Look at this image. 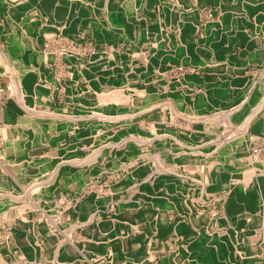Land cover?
Masks as SVG:
<instances>
[{
  "label": "crops",
  "instance_id": "obj_1",
  "mask_svg": "<svg viewBox=\"0 0 264 264\" xmlns=\"http://www.w3.org/2000/svg\"><path fill=\"white\" fill-rule=\"evenodd\" d=\"M42 1L46 6L58 12L71 6L65 0ZM92 1L87 17L66 14L61 18L55 16L54 21L56 23L66 20L77 23L85 22L91 31L88 40L91 38L97 41L96 48L102 52L101 54L104 57L110 54L113 56L116 54L119 57L116 63L121 67L118 69V74L114 76V82L120 87L129 84L126 81V73L131 69L136 71V75L131 79V86L139 88L147 84L148 78L141 71L149 64L148 57H151L152 53L164 52V49L171 50L170 54L168 53L167 64L176 65L179 68L177 70L182 69L183 72L180 76H175V72L171 74L172 77L168 74L165 83L154 85L155 88L144 96H136L129 103H123L117 108L116 114L121 119L126 118L130 121V126L119 122L120 125H116L117 131L125 138L136 135L141 140L142 147L136 144L130 150H125L124 154L127 158L133 160L143 150H147L150 155H160L165 159L174 160L176 154L182 155L191 151L203 152L205 148L211 146L219 133L223 134L226 131L227 135V128L230 125L234 132L240 127L245 128V136L252 141L247 144V152L243 153L242 147H239L242 145L240 141L237 144L232 143L230 148L233 151L232 155L216 157L218 161L216 167L220 169H216L215 175L221 177L222 182L226 181L233 185V191L230 193L232 199L228 203L232 221H236L237 218L234 210H244V213L248 214L251 209L257 213L259 206H254V203L259 199L261 192L256 180L261 176L255 169L254 161L250 160V148L259 138L264 137V0H174L182 5L177 9L178 11H175L189 22L184 28L182 27L181 35L178 37L171 35L168 31L167 34L170 35H166L165 43L162 39L164 34L159 35L160 24L153 25V23L171 24L169 17L168 22L165 19L166 12L167 16L174 15L170 11L173 6L170 4L171 0H126L123 3L124 18L112 28H105L102 24H98L97 20L100 18L96 14L106 5H110V2ZM166 2L167 5H165ZM209 4V7L216 8V14L210 18L207 16L203 18L199 8ZM162 6H165L163 10L160 9ZM206 20L208 22L203 24ZM129 23L132 25L129 26ZM144 23L147 24L144 26ZM197 23L201 28H197ZM50 26L40 19L25 22L21 29L13 27L6 45L1 44L2 49H10L8 52L14 65H11L9 75L0 73V132L13 147L15 140L20 138L22 130L30 132L35 122L41 121V129H44L46 135L51 134L53 137L47 139L46 136V141L30 146L28 154L45 163L49 160L50 154L60 156L58 150L61 148H70V154L76 157L80 149L81 151L93 149L90 144L85 143L83 146L79 143L75 123L79 117H82V112L78 103L76 86L86 72L100 70L110 77L107 74L110 64L107 63L106 58L103 63L95 61L87 63L82 68L75 60L62 57L61 48L71 46L73 36L78 31L71 28L67 34L69 40H62L59 36L52 34L41 35L40 31L45 30L46 27L50 29ZM95 42H92L94 46ZM90 48L91 46L85 52L88 60L91 55ZM37 76L38 79L45 81L44 85L52 89L51 98L46 94L34 96L33 79ZM93 78L95 79V76ZM106 81L109 82L107 77ZM165 84V92L159 93L158 86ZM98 109L105 110V105ZM58 119L60 122L57 121ZM106 127L112 129L113 124L109 122ZM239 148L240 152L237 151ZM114 164L115 157L107 148L98 161L101 169L98 179L87 168L61 169L60 191L52 197L46 195V199L55 200L60 196L67 200L77 198L84 192L83 187L88 180L103 181L111 179L112 174L120 175L125 172L124 170L112 171L110 167ZM215 182L217 186L215 191L224 189L219 187L217 181ZM124 186L126 190H123ZM127 186H130V183L124 179L111 192L112 200L100 197L98 206L105 208L111 201H125L123 198L127 194L129 198L132 197L133 192ZM239 198L243 203L239 201ZM71 201L74 204L77 202L73 199ZM92 203L93 198L89 192L87 201L80 200V209L89 210ZM3 204H7L9 214L15 209L14 205H10L11 202H0V206ZM107 213L101 210L99 214L102 220L100 225L104 227L112 222L111 214L109 217ZM24 214L27 218L33 217L37 224L43 218L40 213L31 212L30 208H26ZM36 215L39 216L38 219ZM72 224L69 222L65 225V229L71 231L68 234L65 230L67 236L70 235L71 240L81 249H88L89 244L92 243L90 246L95 248L93 253L102 256L104 252L97 250L99 247L96 244L97 241L93 240L95 238L84 240L86 230L92 224L84 223L82 228L74 227ZM159 224L162 227L155 234L160 238L157 241L154 240L150 251L157 256L159 264H170V259L175 257L173 248L177 244L174 245V242L168 238V234H171V227ZM49 228L48 225L42 226L43 230ZM166 229H168L167 232ZM81 236H83L82 239H80ZM49 237H52L51 232H48L47 238ZM130 238L134 242L139 240L135 234H131ZM82 240H84L83 243ZM197 243L201 251H207L209 245L214 246L216 250H225L223 239L215 243L201 239ZM60 247L58 240L54 242L52 248L40 247L38 257L41 261L39 262L53 261L56 252L52 250L57 251ZM73 250L77 251L75 247ZM236 256L235 254L231 257L232 262ZM69 257L62 258L61 264H70L73 259ZM10 262L18 263L16 260H10L7 263ZM236 264H239L238 260Z\"/></svg>",
  "mask_w": 264,
  "mask_h": 264
},
{
  "label": "bare ground",
  "instance_id": "obj_2",
  "mask_svg": "<svg viewBox=\"0 0 264 264\" xmlns=\"http://www.w3.org/2000/svg\"><path fill=\"white\" fill-rule=\"evenodd\" d=\"M65 1L69 2L71 6L58 12L57 10H53L46 6L42 0H0V73H10L11 65H14L8 52L10 49L1 48L2 43L6 45L7 38L13 27L16 26L21 29L25 22L40 19L47 26L51 25L50 29L46 27L45 30H41V35L46 36L52 34L54 36H59L62 40H69L67 34L71 28L77 30L78 33L74 34L71 46L69 45L67 48H61L62 50L60 51V54L62 57L75 60L82 68H84L87 63H93L95 61L103 63L107 60V63L110 64V69L107 73L110 77L106 76L100 70H95L93 72L84 73L79 79V83L76 86L79 100L78 103L81 112L83 108H86L85 110L87 112H82V117H79L78 120H76L75 125L78 132L77 134L80 136L82 135V142L84 143L86 140L91 139L92 141H102L103 143L114 144L112 141L110 142V140L114 136L113 134L116 133L115 129L120 125L119 122L127 123L126 125L130 126V121L126 118L121 119L116 113L113 114L111 112L112 109L118 108L123 103H129V101L133 100L136 96H144L155 88L154 85L158 84L156 82L159 80L162 83H165L166 72L170 67L167 64V57L171 50L164 49V52L157 53L156 51L152 53V56L149 58V64L141 71V73L148 78L146 89H132V86L130 85L131 79L129 80L128 77L136 75L134 69H131L132 75L126 78V81L129 84L124 86V89L114 82V76L118 74V69L121 67L116 63V60L119 58L116 54L114 56L113 54H110L108 57H104L100 50H96V52L93 50L88 60L83 53L88 51L89 46L93 49L92 42H95V39L94 41L91 38L88 40V35H90L91 31L85 22L77 23L66 20L64 22L59 21L56 23L54 21L55 16L61 18V16H65L66 14L70 16L78 14L82 18L84 16L87 17V13H89L88 8L91 7L90 3L93 1ZM106 1L110 2V5H106L96 13L100 18V20H97V23L102 24L105 28H112L120 21V19L124 18L123 3L126 0ZM174 2V0H171L170 2L171 5L173 4V6H171L172 8L170 7V11L174 15L177 13L175 15L176 17H174V15H172L174 18H171L172 16H167L166 11H164V13L166 12V16L165 14L164 16L167 22V18H170V26L179 29L183 18H181L180 13L175 10L179 9L181 4L177 3L178 1H176L175 4ZM167 4L168 3L166 2L165 5ZM163 7L165 8V6H162L160 9L163 10ZM130 25L132 24L129 23V26ZM196 26L197 28H201L199 23H197ZM164 32V38H166V35H170L167 34V28ZM28 44L30 43L28 42ZM81 71L82 70H80V72ZM155 71L156 77L153 76ZM93 76H95V79ZM106 77L109 79V82L106 81ZM133 78L134 77H132V79ZM44 84H46L45 81L38 79V76L33 79L32 90L34 96L46 94L51 98L50 93L53 91L48 85ZM81 103L84 104L85 107L80 106ZM102 105H105V110L98 109V107ZM57 121L60 122V119ZM109 122L113 124L112 129L106 127ZM40 125L41 121H37L30 129V132L28 130L26 132L22 130L20 138L15 140L16 142L13 147L5 140L0 132V202H11L10 205H14L15 207L11 214H9V212H7L9 210L7 204L0 206V210L4 215L3 218L7 221L6 227L2 225L3 227L0 226V228L2 230L3 228L9 229H4L6 232L0 239V263L4 264L10 260H16V262H18L17 264H25V259L27 257V254L24 252L25 247H32L33 250L31 252L35 253L38 257L40 247L52 248L54 242L58 240V244H61V247L57 251L55 249L52 250L56 252L55 258L47 264H61L60 260L69 256H71L69 258L73 259L70 264H159L157 262L158 259L156 260L154 254L150 251L151 245L154 240L157 241L160 238L155 232L161 227L159 219L163 217L162 214L165 210L171 212L176 208V210L181 209L180 211L183 213L184 220H182V222H184V224H192L193 229L199 235L204 233L203 229L206 230L207 225H209L211 231L219 232L218 235H225V237H222L224 241L223 248L225 250L212 251L209 248V245L207 251H201L197 240H190L186 237V234H183L178 239L181 247L178 250L173 249V252L176 255L175 258L170 259V264H233L231 257L238 253L241 255V262L239 264H264V251L260 250L263 251V254H261L256 250V246L261 247V245L264 244V178H262L264 175V159L257 158L256 160H252V155L250 156V160L254 161V164L256 165V171L261 176L256 180L261 192L260 197L254 203V206H259L258 210H260L259 212L261 214H255L254 211L250 209L249 215H243L242 211L244 210H234L237 219L236 221H232L231 217L225 218V216L219 215L214 211L212 218L209 219L214 220L215 223L219 222L224 224L221 231H219L216 224L212 226L211 223L213 222H208L206 215L207 212L200 210L198 211L197 217L190 208H187L188 206L190 207L188 204L192 203V201H189L190 197L207 191L202 182L206 185L207 181H214L215 191L217 187L215 181L218 183V179H220L221 184L218 183L220 188L227 190L232 189L233 185L228 184L226 181H223L224 183L222 184V178L215 175L216 163L218 162L216 157L219 155H223L224 157L232 155L233 151L230 149L232 147L231 145L232 143L237 144L239 141L242 143L239 147H242V150H247V144L252 141L249 137L247 138L245 136V128L240 127V129H235L236 132H234L230 125V128H227L228 134H224L225 136L222 139L220 137V139L216 141L217 147H207L204 149L205 153L192 151L182 155L180 154L174 160L163 159L160 155H157L154 158L146 156L139 162L137 170L132 174L133 179L137 181L136 183L142 182L141 191L138 192V195H136L137 197H134L131 202L119 203L113 206H110L109 204L108 209H117V214H113L110 210L98 206V199H100L103 193L101 189L98 191V196L91 204V209L85 210V212L80 208H72L71 206L63 208L62 204H58L54 199L50 198L48 199L49 201L46 199V195L47 197H52L53 194H57L58 190H60L59 185L61 183L59 182L61 169L79 170L90 168L91 174H100L101 169L95 157L90 160L86 159V161L81 159L80 161L77 158L81 151H78L77 157L72 156L70 154V148L67 149L66 154L64 153L65 156L55 157L50 154L48 156L49 160L46 161L47 163L40 162L37 157L30 156L28 154L30 146L39 145L44 140L46 141V136L47 139L53 137L51 134L46 135L43 131L44 129H41ZM89 126H91L90 128L92 129H90ZM100 134L102 135L98 137ZM91 136H93V138H91ZM104 138L105 140H103ZM133 138L135 141L137 140L136 142H139L136 144H138L139 147H142L140 145L141 140L136 137ZM29 141H31L30 144ZM116 144L113 146L109 145L111 146L109 149H118V156L124 154L125 150L129 148L131 149V144L127 145L126 142H121L119 145ZM132 146L134 147V144ZM210 148L215 149L214 153L213 151L207 153ZM240 148L237 151H239ZM196 150L199 149L196 148ZM205 154L209 155L206 156ZM87 157L88 156L85 158ZM173 174L177 175L178 178L172 177L173 179H171ZM186 175L195 176L197 178L196 181L199 184V188H196L197 191H189L185 190V188L181 189V187H184L183 183H185L184 177ZM165 182L168 183L166 185L168 193H174L177 195L176 200L170 199L166 190L159 189L160 184ZM15 186H19L23 189V195L9 194V190ZM200 188H202V192H200ZM65 199L66 198L63 197L61 202L64 203ZM26 208H30V211L31 209H34V211L38 209L42 211L43 218L38 221L40 222L39 224L35 223L30 216L29 218L25 216L24 213ZM101 210L107 211L111 214L112 222H110V225L105 227L100 225L102 221L99 215ZM53 211H55L57 215L52 216L51 213ZM173 213L175 216V212ZM44 220L50 223V228L54 227L61 231L62 235L63 226L69 222L77 224L75 226L78 228L84 227V223L92 224V226L86 230L84 240L87 241V239L95 238L93 240L97 241L96 244L99 247L97 250L103 251V255L97 256V253H93L95 248L90 246L92 243L89 244L88 249H81L80 246L75 247L77 249L76 251L73 250L72 245H69L67 241L57 236V234L45 239L43 229H40L41 223ZM194 223L195 226H193ZM189 225L188 228H191ZM196 227H198V229H196ZM231 229L237 231L235 237L230 233ZM2 230L0 232H2ZM64 230L66 229L64 228ZM258 231H261V233ZM175 232L176 230L173 229L171 235H174ZM131 234H135L139 240L137 242L132 241L130 238ZM202 238L206 239L205 236H202ZM213 238L216 239V235H214ZM186 244L188 249L184 250L183 247ZM79 255L82 257L79 258Z\"/></svg>",
  "mask_w": 264,
  "mask_h": 264
},
{
  "label": "rangeland",
  "instance_id": "obj_3",
  "mask_svg": "<svg viewBox=\"0 0 264 264\" xmlns=\"http://www.w3.org/2000/svg\"><path fill=\"white\" fill-rule=\"evenodd\" d=\"M210 6V4L208 5V6H202V7H200L199 8V10H200V13H201V15H202V17L204 18V17H213L215 14H216V12H215V10H216V8L215 7H209ZM211 14V15H210ZM188 22L189 21H186L185 20V22H184V19L182 20V22H181V24H180V28L178 29V28H175L174 26H170V25H166L165 23H160V26H161V28H160V32H159V35L162 33V34H164L165 35V29L167 28V30L168 31H170L171 32V35L172 34H174V36L175 37H178V36H180L181 35V31H182V29L184 28V26L186 25V24H188ZM208 22V20H206V22H204L203 24H205V23H207ZM147 23H144V26L146 25ZM157 25V24H159V23H153V25ZM183 27V28H182ZM161 34V35H162ZM163 36V35H162ZM162 39L164 40V43L166 42V40H167V38H164V37H162ZM93 46V48H94V52H96V50H98L96 47H97V45L95 44V46L94 45H92ZM67 48V47H66ZM90 50H91V54H92V48H90ZM84 54H85V52H83ZM83 54V55H84ZM145 54H148V53H145ZM85 56H86V54H85ZM106 57H108V56H106ZM150 57H148V59H149ZM127 67H129V66H131V65H126ZM177 68H178V66H176V65H174V66H172V65H170V67H169V69L167 70V72H166V76H165V79L167 78V76H168V74H169V77H172V75H173V72H175V76H180L183 72H182V69H180V70H177ZM179 69V68H178ZM170 71V72H169ZM131 73V74H130ZM127 76H126V78L128 77V76H131L132 75V70H129L127 73ZM172 74V75H171ZM153 76H155L156 77V71H155V73H154V75ZM132 77H134V76H132ZM132 77H128L129 78V80L130 79H132ZM131 81L132 80H130V83H131ZM164 82V81H163ZM156 83H162L160 80L159 81H157ZM117 84V83H116ZM166 87V84L165 85H163V86H161V85H159L158 86V92L159 93H164L165 92V87ZM131 87V86H130ZM124 89H125V87H123ZM136 87L135 86H132V89H135ZM147 88V86H146V84L145 85H143L142 87H139V88H137V89H139V90H144V89H146ZM80 106H83V107H85L84 106V104H80ZM86 108H83L82 109V112H84V111H86L85 110ZM117 109V108H116ZM116 109H112V113L114 114V113H116ZM165 109H166V107H165ZM93 111V110H92ZM124 111V110H123ZM87 112V111H86ZM86 112H84V113H86ZM115 132L116 133H114L113 135V137H112V139L110 140V139H107V140H110V142L112 141L114 144H120L121 142H126L127 143V145L129 144H131L130 145V147L131 148H133V144L135 145L136 143H139V142H136L135 140H134V138L133 137H136V135H133L132 136V138L129 136V134H128V136H129V138L127 137V138H125V137H123V135L122 134H120L119 133V131H117V129H115ZM134 132V131H133ZM226 135V132L225 133H223V134H220L219 133V135L218 136H216V140H214L212 143H211V146H209V147H214V146H216V141H218V139H220V137H221V139ZM102 134H100V135H98V137L99 136H101ZM78 137H79V143L81 144V145H83L84 146V144L86 143V144H90L92 147H93V149H91V150H84V151H81V149H80V154H79V157L77 158L78 160H80L81 161V159L83 160V161H86V159H88V160H90V159H92V158H96L97 160V162L99 161V159L103 156V154H104V150L105 149H107V148H109V147H111V146H109V145H114V144H111V143H106V142H102V141H92L91 139V141L90 140H86L85 141V143L84 142H82V135L80 136L79 134H78ZM90 138V137H89ZM91 138H93V136H91ZM137 138V137H136ZM129 139V140H128ZM103 140H105V138L103 139ZM98 142V143H97ZM116 144V145H117ZM101 145V146H100ZM103 145V146H102ZM138 145V144H137ZM101 147V148H100ZM97 148V149H96ZM123 148H124V146H123ZM116 148H112V149H110V151H111V155H113L114 157H115V164H114V166L112 165L110 168L112 169V171L113 170H116V171H119L120 172V170L122 171V170H124L125 172L122 174H120V175H118L117 173H115V174H112V175H110L111 176V179H107V180H103V181H101V180H95V179H90V180H88L87 182H85V187H83V189H84V192H82L79 196H77V198H75V197H73V198H69V200H67V198L64 200V203H62L61 202V200H62V198H63V196H60V197H58L57 199H55L54 201H56L58 204H62V207L64 208V207H68V206H71L72 208H80V200L81 201H87V198H88V195H89V192H90V195L92 196V198H93V202H94V200L96 199V197L98 196V191L101 189V191H103V193H102V195H101V197H103V199H108V200H110V195H111V192L113 191V189H115L116 188V186L117 185H119V183H122V181L124 180V179H127L128 181H129V183H130V186H127V188L129 187V189H131L132 190V192H133V195H132V197H130L129 198V196H128V194H127V196L125 197V198H123V200H125V201H112V202H110V206H113V205H116V204H119V203H127V202H131L133 199H134V197L136 198L137 196L136 195H138V192L139 191H141V184H142V182H139V183H136L137 181H135V179H133V173L137 170V168H138V166H139V162L142 160V159H144L146 156H149V157H152V158H154V157H156L157 155H150V154H148L147 153V150H143V152L141 153V154H138L137 155V157L136 158H134L133 159V161L132 160H129L128 158H127V156L125 155V154H122V155H120V156H118L119 155V150L118 149H116ZM130 149V148H129ZM129 149H127V150H129ZM98 152H96V151ZM101 150V151H100ZM252 150V147L250 148V151ZM64 151V152H63ZM213 151V153H214V151H215V149H213V148H210L208 151H207V153H211ZM243 151V153H246L247 152V150L245 149V150H242ZM246 151V152H245ZM100 152V153H99ZM192 152V151H191ZM238 152H240V150L238 151ZM67 153V148H61L60 150H58V154L60 155V156H65V154ZM203 153H205V151L203 150ZM92 155V156H90V155ZM53 156H55L56 154H52ZM95 155V156H94ZM206 156L207 155H209V154H205ZM86 156H88L87 158H85ZM176 157H178L179 155L178 154H176L175 155ZM251 156V155H250ZM55 157H59V156H55ZM117 157V158H116ZM175 157V158H176ZM83 158H85V159H83ZM163 158V157H162ZM163 159H165V158H163ZM123 161H125V162H123ZM121 163V164H120ZM123 163V164H122ZM100 165H101V163H100ZM124 165V166H123ZM102 167V166H101ZM122 167V168H121ZM114 168H116V169H114ZM128 168V169H127ZM88 169V171L91 173V169L90 168H87ZM216 169H220V167H216ZM165 170V169H164ZM165 171H167V170H165ZM229 174H231L230 172H229ZM93 175H96V178L98 179L99 178V176H98V174H93ZM210 175V174H209ZM172 177H176V178H178V176L177 175H174L173 174V176H171V179H173ZM230 177H231V175H230ZM196 177L195 176H191V175H186L185 177H184V181H185V183H183V186L184 187H181V189L182 188H185V190H189V191H193V190H196L197 191V189L199 188L198 187V182L196 181ZM139 181V180H138ZM218 183L219 184H221V181H220V179H218ZM84 184V183H83ZM139 184V185H138ZM168 183L167 182H165V183H161L160 184V187H159V189H161V190H166L167 191V193H168V189L166 188V185H167ZM202 184L206 187V189H207V191L206 192H203V193H199V194H195L194 196H192V197H190L189 198V201H192V203H189L188 205H190V207L188 206L187 208H190L193 212H194V215L195 216H197L198 217V211H200V210H203V211H205V212H207L206 213V215H207V220H208V222H213V223H211L212 224V226H214L215 224H216V226H217V228L219 229V231H221V229L223 228V226H224V224H221V223H215V221L214 220H210L209 218H212V214H213V212L214 211H216L217 212V214H219V215H223V216H225V218H229L231 215H230V213H229V206H228V203H230L231 202V197H230V193H232V189L231 190H227V189H223V190H221V189H219V190H217V191H214V188H215V184H214V181H207L206 182V185L202 182ZM222 184H223V182H222ZM154 186H155V184H154ZM125 187V186H124ZM205 187H204V189H205ZM197 188V189H196ZM21 189V187H19V186H15V187H12L10 190H9V194H18V195H23V189H21L22 191H19ZM86 189V190H85ZM121 189H123V188H121ZM201 189V191L200 192H202V188H200ZM34 190V189H33ZM123 190H126V187H125V189H123ZM216 190V189H215ZM60 190H58V192H59ZM86 191V192H85ZM203 194V195H202ZM168 195H169V198L170 199H172V200H176L177 199V195L176 194H170V193H168ZM65 198V197H64ZM24 199V198H23ZM76 200L77 202H76V204H74L73 203V201H71V200ZM111 200H112V198H111ZM199 201H200V203H199ZM239 201L241 202V203H243L242 202V199L241 198H239ZM71 204V205H70ZM67 205V206H66ZM91 207V206H90ZM108 205L105 207V209L106 210H110L111 211V213H113V214H117V209H108ZM12 210V209H11ZM174 210V209H173ZM171 211V212H168L167 210H165V212L162 214V216L163 217H161V219H159V223H161L164 227H171L170 228V231H172L173 229H175L176 230V232H175V234L174 235H171V234H168L169 235V237L168 238H170V240H172V242H174V245L175 244H177L173 249L174 250H178L181 246L179 245L180 243L178 242V239L180 238V236H182L183 234H186V237H188L190 240H193V239H195V240H197V241H201V239H203L202 238V236H205L206 237V239H207V241H209L210 243H215V241H220L221 239H222V237H225V235H218L219 234V232H217V231H215V232H213V231H211L210 229V227H209V225H207V228H206V230L205 229H203L204 231V233L203 234H198L197 232H195V230L193 229V227H192V224H188V223H186V224H184V222H182V220H184V216H183V213L180 211L181 209H177L176 210V208H175V210L174 211ZM34 211V209H31V212H33ZM36 212H38V213H40V215H42V211L41 210H35ZM260 210H258L257 211V213H255V214H261L260 212H259ZM83 212H85V211H83ZM173 212H175V216L173 215L174 213ZM243 212V215H249V213L250 212H248V214H246V213H244V211H242ZM51 215L53 216H55V215H57V213L55 212V211H53L52 213H51ZM107 215L110 217V213H107ZM3 213H2V211L0 210V226H5L6 227V224H7V221L3 218ZM37 219H38V215H36L35 216ZM32 219H33V217H31ZM237 219V218H236ZM49 222L48 221H43L42 223H41V228L40 229H42V226L43 225H48L49 226ZM66 225V224H65ZM65 225L63 226L64 228H65ZM75 226V225H77V224H72V226ZM188 225L191 227V228H188ZM2 226V227H3ZM71 226V227H72ZM193 226H195V223H194V225ZM162 227V226H161ZM64 228H63V235L61 234V231H59L58 229H55L54 227L53 228H49L48 230H43V234H44V236H45V239L48 237V232H51L52 233V235H55V234H57V236H59V237H61L63 240H65V241H67L68 243H69V245H72L73 247H78V245H76L75 243H74V241H72L71 240V236L69 235V237L67 236V235H65V234H69V233H71V231L69 232L68 230H66L67 231V233H66V231L64 230ZM205 228V227H204ZM210 228V229H209ZM196 229H198V227H196ZM0 231H1V228H0ZM168 231V229H166V232ZM5 232H6V230H2V232H0V239L4 236V234H5ZM236 232L237 231H235L234 229H231V231H230V233L235 237L236 236ZM258 232H260L261 233V231H258ZM82 233L84 234L85 233V230L83 229L82 230ZM59 234V235H58ZM214 235H216V239H214L213 238V236ZM83 238V236H81L80 237V239H82ZM83 241V240H82ZM81 242V241H80ZM83 243V242H82ZM202 243H203V241H202ZM209 248L212 250V251H218V250H216L215 249V247L214 246H212V245H210L209 246ZM256 250H258L261 254H263V251H264V244L263 245H261V247L259 246V247H257L256 246ZM183 249L184 250H187L188 249V246H187V244L186 245H184V247H183ZM33 250V248L32 247H25L24 248V252L27 254V257H26V259H25V264H38V263H40V264H47V263H49V262H39V261H41V259L39 260L38 259V257L36 256V254L35 253H33V252H31ZM260 250H263V251H260ZM238 253V252H237ZM176 255V254H175ZM237 255V258L235 257V259H234V263L236 264V261L238 260V262L240 263L241 262V255L238 253V254H236ZM264 256V255H263ZM154 257H156L155 259L157 260L158 258H157V256L156 255H154ZM175 258V257H174ZM29 259V261H27ZM158 262V261H157ZM4 264H12L11 262L10 263H4Z\"/></svg>",
  "mask_w": 264,
  "mask_h": 264
},
{
  "label": "built area",
  "instance_id": "obj_4",
  "mask_svg": "<svg viewBox=\"0 0 264 264\" xmlns=\"http://www.w3.org/2000/svg\"><path fill=\"white\" fill-rule=\"evenodd\" d=\"M251 155L253 160L264 159V137L259 138L252 146Z\"/></svg>",
  "mask_w": 264,
  "mask_h": 264
}]
</instances>
